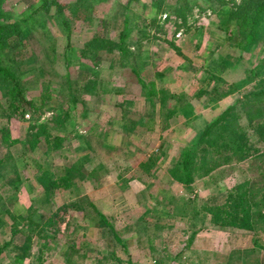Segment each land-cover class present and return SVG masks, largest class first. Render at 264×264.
<instances>
[{"label":"rangeland","instance_id":"1","mask_svg":"<svg viewBox=\"0 0 264 264\" xmlns=\"http://www.w3.org/2000/svg\"><path fill=\"white\" fill-rule=\"evenodd\" d=\"M58 1L61 12L54 4L38 8L40 0L0 2L2 13L13 18L32 13L21 45L0 54L3 64L13 56L18 78L13 88L0 72V158L8 157L0 165V200L12 213L32 208L33 214L31 224L19 222L14 232L10 212L0 209V245L8 242L0 264H226L228 257L236 264H264V231L221 227L205 209L222 204L252 173L247 161L197 174L189 187L166 173L205 123L252 88L257 71L264 74V20L256 23L262 34L243 48L237 30H225L233 32L227 12L241 0H163L158 10L154 0H87L89 21L71 14L73 0ZM185 2L192 6L183 17L165 7ZM123 13L133 25L126 37L132 62L138 61L156 92L165 93V107L177 105L169 118L157 95L152 109L146 88L130 66L123 67L125 59L106 50L98 60L90 52L80 55L93 34L116 39ZM141 18L150 27L139 36ZM67 70L69 78L98 81L95 94L82 91L71 102ZM213 85L223 94L206 97ZM67 158L82 177L46 197L37 162L58 174ZM257 163L264 166V157ZM19 255L21 262L14 261Z\"/></svg>","mask_w":264,"mask_h":264},{"label":"trees","instance_id":"2","mask_svg":"<svg viewBox=\"0 0 264 264\" xmlns=\"http://www.w3.org/2000/svg\"><path fill=\"white\" fill-rule=\"evenodd\" d=\"M0 2H2V0H0ZM58 2V0H40L38 8L48 9L50 5L54 4L56 6V11L61 12L64 4ZM162 2L163 0H154L153 5L157 7L158 10ZM91 6V1L73 0L69 7L71 8V14L75 15V17H82L89 21L91 19V15L89 14L90 9H92ZM191 6L190 3L185 2L183 5L174 3L169 5L166 4L165 7L171 12L183 17L185 11ZM2 12L3 11L0 9V54L3 49H7V54H10L13 48L15 52V49L21 45L20 42L25 37L24 27L26 24L24 21L32 13L27 17L13 18L11 12ZM135 19H138L137 15H135ZM141 20L143 27L137 30L139 36L147 32L146 28H148L150 23L152 25L156 22V18H150L149 24H147L144 18H141ZM262 20H264V0H241L235 7L229 9L227 12V19L225 22L231 24L233 32L231 33L227 28H225V30L228 34H234L237 30V34H240V37L244 39L242 47L247 48L256 36L262 34L261 32H257L258 24ZM67 21L69 20L64 18L63 22L65 24ZM132 26H130L127 14L123 13V26L116 39L110 38L107 35L93 34L85 41L83 48L80 50V55H86V52H90V55L98 60L99 53H102L101 50H106L113 53L116 56L115 58L120 60L121 58L125 59L126 61L123 67L125 65L130 66L131 71L136 75L139 83L146 88L145 97L152 106V109L156 107L153 95H157L158 100H160V110L164 109L168 99L165 98V93L160 92L162 89L156 92L155 88L153 89L149 76L148 79L142 77L140 66H137L136 62H132L135 52L133 48H128L126 42V37L130 28L132 29ZM67 49L69 48L65 50ZM67 56V53L64 54V58L69 61L71 57L68 58ZM0 61H2V59H0ZM10 61L14 62L12 55L8 57V61L4 64L0 62V72L5 75L9 84H12L11 86L15 88L18 84V78L13 76L12 71L15 67ZM72 63L73 62H70L69 64ZM84 65L88 66L87 64ZM77 67L80 68L82 66L81 64H77ZM68 72L67 70L64 82L70 89L68 94L71 97V102H77L79 100L78 94L82 91L95 94V88L99 85L98 81L86 75L69 78ZM153 74L160 75L162 73L156 70ZM260 74H258L257 71L256 75L259 77L256 78V82L252 88H247L234 103L227 105L220 110L218 114L209 119L205 123V126L195 135L194 139L191 140L190 144L180 149L178 154L179 157L177 156L178 159L174 160L173 163L166 168V173L170 178L185 184V187H189V184L194 180L197 174L201 175V173H203L204 175H209L211 170L220 165H232L243 160L247 161L248 165L245 169L252 171V173H249L248 177H245L240 183L235 185L234 189H230L229 194L222 204L205 207V209L211 214L212 222L221 227L237 226L263 232L264 166H259V163H257L264 157V148H260V144H264V74ZM48 83L49 82H47L46 85H48ZM149 85L151 86L149 87ZM16 88H18V86ZM219 90H222L220 85L208 87L206 91L209 95L206 97H210L212 93H216L217 96L223 94V91L218 92ZM29 103L31 102L26 101L25 104ZM185 104L187 105V103ZM176 106L177 105L174 104V106L165 107L164 113L167 115V118L173 115L176 111ZM242 112H245L248 120L245 125L242 122ZM142 120L135 122L141 124L144 122ZM131 124L133 127L132 121ZM247 129H250L251 132L249 133ZM33 143V145L37 144V138H34ZM159 157L160 155L156 153L155 158ZM6 158L8 157L0 158V165ZM153 163L155 164V162ZM255 168L257 169L255 170ZM35 175L44 193H46V197H49V195L53 194L58 188L69 189L74 183L75 177H82L80 176L81 174L79 175L75 161H71L69 158H67L65 166L58 174L52 173L45 167L44 163L38 161ZM173 205L174 204H172L169 210L173 208ZM0 209H2L3 212H10L2 200H0ZM31 209L32 208L28 209L27 213L10 212L11 219L16 223V226L15 224H11V229L14 232L17 231V223L19 222L31 224L33 217ZM3 225H5V222L0 217V226ZM113 235L116 239H119L116 232H113ZM192 236L193 232L189 239H191ZM7 244L8 242L6 241L3 245ZM3 245H0V253ZM232 251L233 250H230L228 254L231 255L230 253ZM176 256L177 254L174 258ZM22 257V255H19L15 257L14 261L21 262ZM231 259L232 257H228L226 264H236L234 260L230 261Z\"/></svg>","mask_w":264,"mask_h":264},{"label":"crops","instance_id":"3","mask_svg":"<svg viewBox=\"0 0 264 264\" xmlns=\"http://www.w3.org/2000/svg\"><path fill=\"white\" fill-rule=\"evenodd\" d=\"M143 61L145 62V60H143ZM144 62H143V63H144ZM136 63H137V66H140L139 63H138V61H137Z\"/></svg>","mask_w":264,"mask_h":264}]
</instances>
